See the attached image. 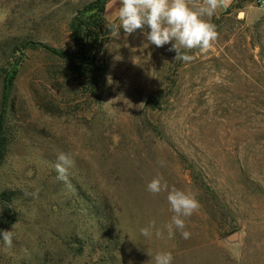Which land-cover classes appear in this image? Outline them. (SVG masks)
Returning a JSON list of instances; mask_svg holds the SVG:
<instances>
[{
  "label": "rangeland",
  "instance_id": "rangeland-1",
  "mask_svg": "<svg viewBox=\"0 0 264 264\" xmlns=\"http://www.w3.org/2000/svg\"><path fill=\"white\" fill-rule=\"evenodd\" d=\"M92 1L0 0V231L15 233L8 250L0 237V264H154L160 251L172 264H264V0L205 17L218 38L189 63L147 28L113 38L120 3L108 0L82 76L45 47L72 53L69 23ZM60 153L75 160L70 187ZM158 175L199 200L187 240L140 234L173 215L167 193L147 191Z\"/></svg>",
  "mask_w": 264,
  "mask_h": 264
},
{
  "label": "clouds",
  "instance_id": "clouds-1",
  "mask_svg": "<svg viewBox=\"0 0 264 264\" xmlns=\"http://www.w3.org/2000/svg\"><path fill=\"white\" fill-rule=\"evenodd\" d=\"M222 2L223 0H202L201 4L195 5L192 0H119V24H106V28L113 38L120 36L121 29L126 35H130L147 28L149 31L145 35L151 44L163 47L174 41L168 50L176 52L175 60L189 63L194 56L188 53L193 50L207 52L217 40L216 25L205 17L211 18ZM182 48L186 50L183 53ZM157 164L159 167L166 166L163 160H157ZM74 166L75 160L70 154H58L53 165L57 173L56 179L70 187L69 169ZM147 191L154 196L162 192L167 193L166 199L173 215L170 221L160 228H157L156 221L152 220L148 226L140 228V234L150 239L154 230L156 238L163 239L166 231L167 238L172 239L179 231L183 239H189L191 233L186 230V219L201 207L196 194L174 185L169 186L162 175L154 177L147 184ZM14 227L15 224L12 229ZM14 235L13 230L0 231L5 250L13 247ZM173 259L171 251H160L151 256L154 264H172Z\"/></svg>",
  "mask_w": 264,
  "mask_h": 264
},
{
  "label": "trees",
  "instance_id": "trees-1",
  "mask_svg": "<svg viewBox=\"0 0 264 264\" xmlns=\"http://www.w3.org/2000/svg\"><path fill=\"white\" fill-rule=\"evenodd\" d=\"M108 0H93L83 6L69 23L71 39L74 43L72 53L59 52L52 48L45 47L49 52L65 58L71 69L82 76L95 71V54L97 53L96 43L104 23L102 20L105 13V5ZM18 64L12 67L8 77H5L2 85V98L5 99L8 94L13 79L17 72ZM3 106L0 112V150L4 148L1 135L3 134Z\"/></svg>",
  "mask_w": 264,
  "mask_h": 264
},
{
  "label": "crops",
  "instance_id": "crops-1",
  "mask_svg": "<svg viewBox=\"0 0 264 264\" xmlns=\"http://www.w3.org/2000/svg\"><path fill=\"white\" fill-rule=\"evenodd\" d=\"M236 3H238V0H223L214 15L221 16L227 13L232 7H240V5H236Z\"/></svg>",
  "mask_w": 264,
  "mask_h": 264
},
{
  "label": "built area",
  "instance_id": "built-area-1",
  "mask_svg": "<svg viewBox=\"0 0 264 264\" xmlns=\"http://www.w3.org/2000/svg\"><path fill=\"white\" fill-rule=\"evenodd\" d=\"M259 5H260V6H263L262 2H259Z\"/></svg>",
  "mask_w": 264,
  "mask_h": 264
}]
</instances>
